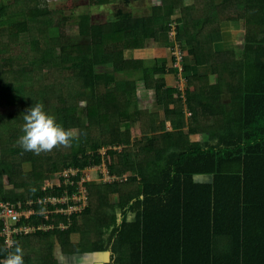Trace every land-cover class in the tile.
Listing matches in <instances>:
<instances>
[{"label": "trees", "instance_id": "trees-1", "mask_svg": "<svg viewBox=\"0 0 264 264\" xmlns=\"http://www.w3.org/2000/svg\"><path fill=\"white\" fill-rule=\"evenodd\" d=\"M178 1L165 0L161 12L118 10L107 27L84 21L75 37L66 17H52L39 0L11 14L0 4V203L34 210L15 223L34 230L11 246L0 235V264L17 245L25 264H59L56 247L63 254L105 252L104 264H264V0H195L194 14L180 18L176 32L187 48L180 67L174 45L162 63L125 59V51L144 49L169 29ZM75 5L67 0L59 9ZM228 7L226 17L243 20L239 66L230 62L233 52L215 50L219 14ZM36 21L45 22L43 36L18 40ZM205 64L213 81L196 70ZM138 82L153 90L156 112L143 107ZM115 102L122 104L116 125L123 137L101 142L89 134L87 117ZM35 103L65 128L79 129L78 139L64 151L55 146L44 157L29 155L18 140ZM197 135L204 138L192 140ZM43 159L44 179L37 170ZM102 163L116 179L86 182L81 211L51 213L47 196L76 191L60 173L79 169L71 176L76 181ZM51 177L61 185L44 188ZM60 222L68 227L60 229ZM71 234L79 240L71 242Z\"/></svg>", "mask_w": 264, "mask_h": 264}, {"label": "rangeland", "instance_id": "rangeland-1", "mask_svg": "<svg viewBox=\"0 0 264 264\" xmlns=\"http://www.w3.org/2000/svg\"><path fill=\"white\" fill-rule=\"evenodd\" d=\"M37 1L20 0L17 3L14 0H0V4H4L3 6H5L3 9V13L11 14L13 12H16L15 11L16 8L32 6ZM66 1L67 0H39L41 6L48 7L50 9V13H51L50 15L52 17L55 16L58 19L63 16L66 17L67 19L65 20L66 26L72 31L74 30V32L72 33L73 37L78 35V26L82 24L84 21L92 25L100 23L102 27H107L109 23L117 19L115 14H117L118 10H122L123 12H130L134 15H137L138 13L140 14H144L147 12L149 13V11L150 13L161 12L162 4L165 3V0H129L128 3H125L124 0H73V2L76 4L74 8L72 9L64 8L60 10L59 8H63ZM194 2L195 0H179L178 2H176L175 3L176 6L173 14L167 19L168 20L167 27H169V29L163 33H160L157 36V40L150 41V43L146 45L144 49L127 51V52L125 51L123 53L124 58L127 60L135 61L137 66H142L146 61L154 59L155 55H158L160 53H161L159 55L160 57L158 58L159 63L168 60L170 57L169 54L170 51L172 50V46L175 44L177 40L176 32L178 31V29L179 30L183 29L184 24L180 18L184 16L185 18H187V15L190 16V13L192 15L194 14V11H192L194 7ZM228 10L229 7L227 9H223V11L219 14V16L222 17L223 22L220 24V28H219L221 32L220 39L222 45L220 44V47L218 49L222 48L225 51L233 52L230 62L236 61L237 64L236 66H239L241 62L240 61L241 57L237 54V51L242 50L244 44V35H243L244 29L242 24L243 20H238L237 22H235L234 20H230V18L224 15L230 13L228 12ZM44 27H45L44 21H39V22L36 21L34 22V24L31 25L29 33L27 35H23L19 37L18 40L28 41L32 38H40L44 34ZM81 41H83V39ZM80 42L78 41L79 43L78 45L81 44ZM176 44L181 47V45L178 42H176ZM181 48L182 49L184 48L183 51L186 54L187 48L185 46H182ZM186 58H188V55L186 56ZM138 63L140 64L138 65ZM203 69L205 68H202V71H200L198 68L199 70L198 72L202 73ZM208 69H210L209 66ZM101 71H111V70L108 68H102ZM61 76L62 75L60 74L59 76H56L57 78L54 79V82L57 83V81H60ZM166 78L169 80L170 76L166 75ZM211 81H213V78H211ZM136 86L138 87V91L140 94L139 97H140V101L143 103V107L150 109V111L152 112L154 111L156 112L157 106L154 102L153 90L149 89L150 91H147V88L142 83L139 82L137 83ZM121 107L122 104L120 102L110 103L107 106L100 108L98 115L92 114L91 117H87L86 121L88 124L89 134L92 136L97 134L101 142L111 143V142L119 141L123 137L122 134L124 129L116 125V123H119L116 112ZM99 115L105 116V119L102 120ZM105 122H110V125H107ZM166 126L167 129L171 130V125L169 122H166ZM200 136L198 135L192 136V140L193 138L196 137H200L202 139L204 138L203 135ZM57 147L58 150L64 151L65 145H57ZM53 151L54 149L47 152H41L39 155L41 157H44L47 154L53 153ZM29 153H30L29 155L31 156L34 157L37 156V154L34 152H29ZM24 168L25 170H30L31 165L29 166L25 164ZM47 168H48V162L45 159H43L40 167H38L37 169L43 171L44 173L43 179L47 178L48 174L46 175L45 172ZM86 173L90 175L92 182L100 183V180H98V175L100 173L98 168L97 170H86ZM54 177H51L49 180L52 181ZM102 181L103 180H101V183ZM110 200L112 203H114L116 202L117 198L114 195H111ZM69 239L71 242H76L77 237L75 236V234H71ZM54 252L59 253L56 250H54Z\"/></svg>", "mask_w": 264, "mask_h": 264}, {"label": "built area", "instance_id": "built-area-1", "mask_svg": "<svg viewBox=\"0 0 264 264\" xmlns=\"http://www.w3.org/2000/svg\"><path fill=\"white\" fill-rule=\"evenodd\" d=\"M173 55L176 60V65L181 66L182 64V58L184 55V52L182 48L174 44L173 47ZM99 169V175L98 179L104 182L112 181L116 179L114 176H111L108 172V169L105 164H100L98 166H94L91 168L84 169L83 175L80 177L79 180L74 181L71 179V176H76L79 173V169L75 168H68L64 170L59 175L64 178L63 183L64 186L68 185H76V191L69 194L68 188H64V194L60 196H47L45 203H49L54 206V210H51V213L55 214H72L81 211L88 203V195L87 190L84 188V184L86 182H91V177L88 173H86V170H97ZM61 183L58 182L56 179H52V181L47 180L44 188H53L54 186H60ZM31 204V201L28 203ZM63 205H66L64 207ZM0 219L3 221V227L0 230V235L4 238V242L6 245L11 246L15 243V238L21 234V233H28L32 230H34V227H31L30 225H19L16 226L15 223L21 221V218H24L25 220H28L31 215L34 213V210L31 208H24L21 203H18L16 205H7L4 203H0ZM46 219L48 218L49 212L46 214ZM53 226L47 225L45 228L50 229ZM58 227L60 229H65L68 227V224L60 222L58 224ZM38 228H41L39 226Z\"/></svg>", "mask_w": 264, "mask_h": 264}, {"label": "clouds", "instance_id": "clouds-1", "mask_svg": "<svg viewBox=\"0 0 264 264\" xmlns=\"http://www.w3.org/2000/svg\"><path fill=\"white\" fill-rule=\"evenodd\" d=\"M24 124L18 143L25 151H51L57 145H70L78 139L79 129L65 128L42 103H35L23 115ZM4 264H25L23 249L17 245L4 257Z\"/></svg>", "mask_w": 264, "mask_h": 264}, {"label": "crops", "instance_id": "crops-1", "mask_svg": "<svg viewBox=\"0 0 264 264\" xmlns=\"http://www.w3.org/2000/svg\"><path fill=\"white\" fill-rule=\"evenodd\" d=\"M220 44L222 45V42H220ZM215 50H217V49H215ZM222 50L223 49L221 48V49H218L217 51H222ZM160 54L155 55V58H159ZM189 61L191 62V59H189ZM202 68H205V69H203L202 73L199 72L200 74H206L210 78L213 77V75L210 72V69H208V65L205 64L204 66L199 67V70L202 71ZM196 70L199 71L198 67H196ZM75 236L77 237L76 241H78L79 235L75 234ZM59 249H60L59 247H56V249H55L56 251L59 252V253H55V259H58L59 264H104L108 259V255L105 252L104 253H98V254H95V253L63 254V253H61V249L60 250ZM65 255H67L68 257Z\"/></svg>", "mask_w": 264, "mask_h": 264}]
</instances>
